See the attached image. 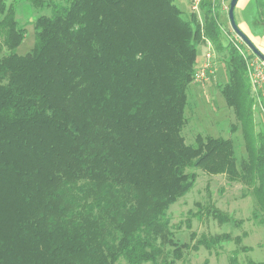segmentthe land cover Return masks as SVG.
I'll return each instance as SVG.
<instances>
[{
	"label": "trees",
	"instance_id": "1",
	"mask_svg": "<svg viewBox=\"0 0 264 264\" xmlns=\"http://www.w3.org/2000/svg\"><path fill=\"white\" fill-rule=\"evenodd\" d=\"M23 1L0 0V264H175L189 245L176 241L168 210L193 189L189 168L244 183L264 222V131L218 6L200 4L201 21L175 0H31L52 13L36 18V43L19 55ZM254 4L264 20V0ZM207 39L228 54L221 92L244 141L239 162L230 138L198 134L193 145L182 133ZM207 214L240 223L216 207ZM241 240L225 232L194 246Z\"/></svg>",
	"mask_w": 264,
	"mask_h": 264
},
{
	"label": "rangeland",
	"instance_id": "2",
	"mask_svg": "<svg viewBox=\"0 0 264 264\" xmlns=\"http://www.w3.org/2000/svg\"><path fill=\"white\" fill-rule=\"evenodd\" d=\"M6 1L11 4L14 0ZM54 1L67 3V0ZM195 1L175 0L184 18L190 17ZM207 1L208 3L211 2L213 7H219L218 15L223 43L227 44L229 40L233 41L236 49L247 59L246 76L254 98L253 109L256 129L257 131H264V104L260 106L257 102L258 92L250 82L251 71L248 56H246L251 54L252 50L231 28L228 15L231 0H198L199 8L196 9V14L201 21L203 18L201 5ZM244 1L246 0L238 2L235 14L238 6H242ZM253 6L248 5L245 8L246 25L242 27L251 36H254L253 40L257 42L256 37L264 38V20L260 19V15L256 13L257 10ZM16 8V19L20 25L26 24L27 29L25 38L16 49V53L26 55L32 51L36 43L34 28L36 18L42 14L50 15L52 9L36 6L31 0L18 3ZM236 18L240 22V15L238 17L236 14ZM201 24L203 25V23ZM207 40L198 46L196 71L201 69L203 63L207 62L205 56L208 49ZM211 43L214 46L215 55L209 60L212 65V72L207 73L208 79L206 81H202L201 78L200 80L194 79L188 88V104L185 110L188 121L182 133L186 143L193 145L196 144L198 134L230 138L233 141L235 155L239 162L246 156L244 141L240 128L237 127V131L231 129L233 125L238 126V122L221 92L222 85L228 78V67L225 59L226 56L228 59V54L219 53L215 44L212 41ZM188 170L197 173L195 185L185 196L172 204L168 210L176 241L179 244L189 245V248L184 250L183 257L177 260L175 264H229L232 256L237 257V264H246L249 260L264 262V222L260 221L261 218L253 217V212L257 210V203L250 189L242 182H229L223 174H208L201 168H189ZM209 207L220 209L240 223H220L218 219L207 214ZM225 232L231 233L232 236H242L241 244L230 241L212 250L202 245L194 246L203 235H216ZM244 248L249 249L245 250ZM119 264L127 263L122 258Z\"/></svg>",
	"mask_w": 264,
	"mask_h": 264
},
{
	"label": "built area",
	"instance_id": "3",
	"mask_svg": "<svg viewBox=\"0 0 264 264\" xmlns=\"http://www.w3.org/2000/svg\"><path fill=\"white\" fill-rule=\"evenodd\" d=\"M192 9L196 11L199 8L198 0L195 1V4L192 5ZM208 49L205 54L207 58V62L203 63L201 69L196 71L195 79L206 81L208 79L207 73L212 72V65L209 63V60L214 55V46L211 41L207 40ZM215 56V55H214ZM249 68L251 71L250 82L252 86L255 88L256 92H258V100L257 102L260 106L264 104V61L260 59L258 56H252L248 58Z\"/></svg>",
	"mask_w": 264,
	"mask_h": 264
},
{
	"label": "water",
	"instance_id": "4",
	"mask_svg": "<svg viewBox=\"0 0 264 264\" xmlns=\"http://www.w3.org/2000/svg\"><path fill=\"white\" fill-rule=\"evenodd\" d=\"M239 0H231L228 10L229 20L233 31L246 43L252 52L264 61V54L257 48L250 37L240 28L236 20L235 9Z\"/></svg>",
	"mask_w": 264,
	"mask_h": 264
},
{
	"label": "crops",
	"instance_id": "5",
	"mask_svg": "<svg viewBox=\"0 0 264 264\" xmlns=\"http://www.w3.org/2000/svg\"><path fill=\"white\" fill-rule=\"evenodd\" d=\"M240 1V0H239ZM254 0H246V1H244L242 4V6H238V8H237V11H236V14L238 15V17H239V15H240V17H241V20H240V22H238V25L240 26V28L250 37V39L254 42V44L257 46V48L264 54V38H261V37H256L257 38V42H255L254 40H253V37L254 36H251L248 32H246L245 30H244V28L242 27V26H245L246 25V19H245V14H244V10H245V8L249 5V6H253V4L254 3H252ZM239 4V3H238ZM237 4V5H238ZM237 7V6H236ZM253 8H255L256 9V7L255 6H253ZM257 10V9H256ZM255 10V11H256ZM256 13H257V11H256ZM235 14V15H236ZM258 14V13H257ZM236 20H237V18H236ZM206 44V43H205ZM246 54V53H245ZM247 56V55H246ZM249 56V55H248ZM237 131V130H236Z\"/></svg>",
	"mask_w": 264,
	"mask_h": 264
}]
</instances>
